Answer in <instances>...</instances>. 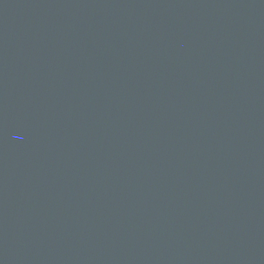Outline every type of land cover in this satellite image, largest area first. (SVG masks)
I'll use <instances>...</instances> for the list:
<instances>
[{
    "label": "water",
    "instance_id": "water-1",
    "mask_svg": "<svg viewBox=\"0 0 264 264\" xmlns=\"http://www.w3.org/2000/svg\"><path fill=\"white\" fill-rule=\"evenodd\" d=\"M0 264H264V0H0Z\"/></svg>",
    "mask_w": 264,
    "mask_h": 264
}]
</instances>
